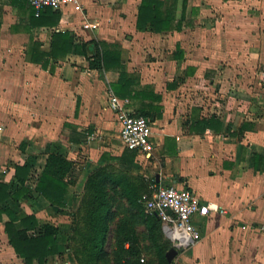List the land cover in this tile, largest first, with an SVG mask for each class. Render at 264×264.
<instances>
[{
	"label": "crops",
	"instance_id": "1",
	"mask_svg": "<svg viewBox=\"0 0 264 264\" xmlns=\"http://www.w3.org/2000/svg\"><path fill=\"white\" fill-rule=\"evenodd\" d=\"M141 3L83 0V12L65 8L56 27L34 28L31 6L21 10L0 0V182L14 185V192L31 190L9 206L68 237L88 175L117 165L126 151L109 102L120 69L101 74L76 53L47 66L31 61L33 41L49 52L53 33L70 31L77 44L119 45L124 69L138 79L133 91L150 86L161 96L153 101L160 115L149 118L155 149L150 156L138 153L132 172L187 187L216 208L195 218L202 239L179 250L178 264H264V172L251 158L254 152L264 156V0H187L182 29L162 33L137 29ZM118 98L132 114L152 104ZM211 121L214 127L204 125ZM51 153L73 165L62 207L37 191ZM27 162L32 169L22 185L16 168ZM8 220L0 217V264H26L9 245ZM46 264L78 263L60 241Z\"/></svg>",
	"mask_w": 264,
	"mask_h": 264
},
{
	"label": "trees",
	"instance_id": "2",
	"mask_svg": "<svg viewBox=\"0 0 264 264\" xmlns=\"http://www.w3.org/2000/svg\"><path fill=\"white\" fill-rule=\"evenodd\" d=\"M11 1L21 10H27L30 6L29 0ZM178 2L179 0H142L137 29L156 33L180 31L187 0L183 1L181 19H177ZM2 10L0 6V27ZM60 19L59 11L47 9L37 17L32 10L29 23L34 28L56 27ZM74 36L70 31L54 32L49 52L42 51L40 42L33 41L29 52L31 61L47 66L50 60L58 62L68 54L76 53L85 56L90 67L101 74L120 69L119 82L111 86L115 95L123 99L129 97L150 100L149 103L152 104L133 113L135 116L153 118L155 111L160 115V107L155 106L153 101L161 100V96L155 94L150 86L133 91L138 79L124 69L119 45L105 41L77 44ZM90 46L94 49L92 56L88 52ZM181 57V53L176 54V59ZM204 125L214 127V122ZM137 154L135 150L126 149L119 157L117 165L109 163L88 175L80 207L73 217L72 233L68 237H63L54 224H41L35 215H27L17 210L18 208L9 206L27 199L30 189L23 186L14 192V185L0 182V217L5 214L9 218L4 225L9 245L26 264H32L34 260L39 264H46L50 256L58 253L60 241L67 242L77 263L103 264L110 259L107 248L110 239L117 232L114 264H144L141 244L147 247L148 253L154 258L153 264H172L166 256L173 247L172 241L165 235L161 219L147 213L142 201L143 195L151 192V185L156 181L151 183L146 177L132 172ZM251 158L255 168L264 172V156L254 152ZM31 169V162L17 166L16 178L19 183L24 184ZM72 169V163L62 155H49L38 179L37 191L52 206L65 205L68 193L65 178Z\"/></svg>",
	"mask_w": 264,
	"mask_h": 264
},
{
	"label": "built area",
	"instance_id": "3",
	"mask_svg": "<svg viewBox=\"0 0 264 264\" xmlns=\"http://www.w3.org/2000/svg\"><path fill=\"white\" fill-rule=\"evenodd\" d=\"M29 4L37 17L47 9L63 11L72 8L83 12V0H29ZM109 102L117 114L124 147L150 156L155 149L150 119L128 112L112 90H109ZM96 137L92 134L90 139ZM142 201L147 213L161 219L165 235L177 250H185L202 239L195 218L207 217L211 210L216 209L212 204H203L199 196L187 187L164 186L157 182L151 185L150 193L143 195Z\"/></svg>",
	"mask_w": 264,
	"mask_h": 264
},
{
	"label": "rangeland",
	"instance_id": "4",
	"mask_svg": "<svg viewBox=\"0 0 264 264\" xmlns=\"http://www.w3.org/2000/svg\"><path fill=\"white\" fill-rule=\"evenodd\" d=\"M77 20H81V19L77 18ZM77 30H79V29L77 28ZM151 175L150 176H151V183H152L153 181H155V176L152 173H151ZM116 233L117 232H115V235L113 234L114 235L113 236V239H110V242H109L110 245L107 248L108 253H109V256L108 257H110V259L107 262L103 263V264H114L113 263V261H114V254H115L116 246H117V243H116L117 242V240H116ZM141 247L143 248V254H142L141 257H142V259H144V261H143L144 264H153L152 263V259L154 260V258L151 256V254L148 253L147 247L144 246V244H141ZM172 248H174V247H172ZM177 251L180 252L179 250H177ZM170 262L172 264H178V260H177L176 257L174 259H172Z\"/></svg>",
	"mask_w": 264,
	"mask_h": 264
},
{
	"label": "water",
	"instance_id": "5",
	"mask_svg": "<svg viewBox=\"0 0 264 264\" xmlns=\"http://www.w3.org/2000/svg\"><path fill=\"white\" fill-rule=\"evenodd\" d=\"M178 253L176 248H172L170 251L167 252L166 256L167 259L169 261H171L172 259H174V257L176 256V254Z\"/></svg>",
	"mask_w": 264,
	"mask_h": 264
}]
</instances>
